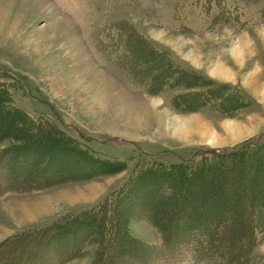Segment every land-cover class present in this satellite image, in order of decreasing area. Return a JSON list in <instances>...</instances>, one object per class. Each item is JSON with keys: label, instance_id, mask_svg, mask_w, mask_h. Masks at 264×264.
Masks as SVG:
<instances>
[{"label": "rangeland", "instance_id": "374dc122", "mask_svg": "<svg viewBox=\"0 0 264 264\" xmlns=\"http://www.w3.org/2000/svg\"><path fill=\"white\" fill-rule=\"evenodd\" d=\"M191 2L0 0L3 162L34 145L36 168L64 169L45 186L11 185L0 170V264H58L63 245L37 232L105 199L109 229L68 264H264V229L252 227L264 223V156L198 169L223 161L203 156L205 143L233 149L264 128V0H226L241 21L213 27ZM118 21L139 36L119 34ZM153 47L182 69L157 75ZM188 159L191 170L174 166ZM161 163L173 167L146 175ZM119 190L125 205L110 199ZM212 221L207 239L193 231Z\"/></svg>", "mask_w": 264, "mask_h": 264}, {"label": "trees", "instance_id": "16d2710c", "mask_svg": "<svg viewBox=\"0 0 264 264\" xmlns=\"http://www.w3.org/2000/svg\"><path fill=\"white\" fill-rule=\"evenodd\" d=\"M191 3L194 6H197L202 10L204 14V25H206V27H213L218 21H221L224 23H227V22L234 23V22L241 21L240 18L244 14V11L240 10L237 4L231 6L230 4H227L226 0H192ZM263 14H264V7H263ZM244 22H246V19L245 21L242 22V24H245ZM116 26L118 27V31L120 32L119 34H121V32H124V31L126 32V34L127 33L134 34L135 36L136 35L139 36L140 34L136 28H131V29L127 28V30H125L124 28L130 26V24L127 21H118V25ZM149 54H152L154 58H157L158 60L164 59V66L162 67L164 69H162L161 72H158L157 75L159 76L166 74L168 68L173 69L174 72L182 69L179 65H172L170 63L169 61L171 60L170 54L167 53L162 48L153 47L151 48V51L149 50ZM19 147L20 149H16L17 147L15 148L16 151L14 153V154H17L20 152L21 154H23L22 155L23 158L21 159V162H19V164H12L10 166H6L5 165L6 163L3 161L6 159V157H10L11 155L9 156L4 155V153H6L7 150H2L0 154V170L5 169L4 167L7 168V171L4 174L5 175L7 174L8 183L11 181H14L13 183H16V184H11V185L15 186L19 182L21 183V182H24L25 180L33 179V181L28 182L29 185L45 186L49 184L51 185L57 182L61 178L60 176H58V173L63 172L64 169L61 168L62 165H59L58 167L51 169L53 164L51 160L50 161L47 160L46 163H43L39 168H36L35 166L38 165L37 162H39L40 159H36L34 157L36 160H30V158L34 154V152H32L31 149L35 148L36 146L32 145V146L25 147L24 145H22ZM205 147H208V149L205 151L206 153L203 156H207L209 158H215V159L218 158L217 160H223V161H218L217 164L215 163L211 164V162L206 161L205 163L199 164L198 169L201 168V170L205 169L208 172H212L215 170H211V169H213V167L217 165V168H221L222 170L225 171V170H228L229 167L234 165L236 162L244 163L246 166L252 158H260L264 156V130L254 135L253 137L247 139L243 144L233 149H225V148L209 147V146H205ZM26 156H28L29 159ZM209 158H206V159L208 160ZM9 160L11 161H7V162L12 163L13 159H9ZM105 162H108V161H105ZM192 162H193L192 159H188L185 161L182 160L178 162L176 165L174 164V166L187 169V170H191ZM3 164L5 166H3ZM157 166H154L155 169L151 168L152 170L146 173V175L168 172L167 170H164V169L162 170H156V169L167 167L169 165L161 163V164H158ZM169 167H173V166H169ZM169 172H172V171H169ZM2 186H4L3 183L2 185L0 184V189L2 188ZM120 192L121 190H119V193L115 198H113V196L110 197V199L115 200L118 206L125 205L128 203V201L126 200L124 202L122 201V199L126 196V193L128 191H125V193H121V194ZM108 202L109 200L105 199V201L101 202L97 207L85 208L79 213H75L74 215L72 214L70 216L65 215L61 217L60 219L44 226L42 230L39 229L41 231L37 232V234H39V236L43 238H46V239H43L42 242L45 243L46 241L48 242L49 240L50 242L53 241V243L56 242L55 243L56 247H59L61 244L63 245V249H61V251L57 253L58 255L57 257L59 259L58 264H68L77 254V252L79 251V248L82 247L81 243H83L85 240H87L90 237L88 236L89 233H93V236L91 237L92 239L99 240L100 237L102 238L104 231L108 230L109 227L106 226V224H104L103 221H104L105 216L102 215L100 212H103V208H109L107 207ZM214 223L215 222L212 221L210 224L208 223L204 224L202 225V228L194 229L193 231L194 232L200 231L199 234L202 233L204 234L203 236H206L203 239H207V237L211 235V232H213L210 229L212 228ZM252 224H253L252 227H255L254 229H257V228L259 230L264 229V223L262 222L259 223V221H256L255 224L254 223ZM108 225L111 227L110 223H108ZM80 231H82V233ZM79 233L80 235L78 236ZM23 235L29 236V233L28 234L27 233L18 234L20 239H22L21 237H23ZM171 235H172V239L169 244L170 246L168 247L169 256L167 260L169 259L171 261H175V260L177 261V259H180L179 258L180 254L182 255V250H183L182 246L184 244H182L181 243L182 241H180L182 239L176 237L177 234L175 235V231ZM12 240H17V239L15 238ZM62 240H64V242ZM201 244L202 242L200 239V245ZM143 247L146 248L145 246ZM195 248H197L196 250L197 253L201 251V250H198V245ZM134 250H137V249H134ZM133 252H136V251H133ZM141 256L144 257L143 254ZM98 261H99L98 264H102L103 261H105V257L97 258L94 264H97Z\"/></svg>", "mask_w": 264, "mask_h": 264}, {"label": "crops", "instance_id": "0c3cea01", "mask_svg": "<svg viewBox=\"0 0 264 264\" xmlns=\"http://www.w3.org/2000/svg\"><path fill=\"white\" fill-rule=\"evenodd\" d=\"M264 130V128H262V130H260L259 132L257 131V132H253V133H251V134H249L250 136H253V135H256L257 133H260V132H262ZM249 135H247V136H249ZM204 146H209V147H219V146H222V145H210V143H205L204 144ZM225 147H235V146H231V145H224ZM224 146H222V147H224Z\"/></svg>", "mask_w": 264, "mask_h": 264}]
</instances>
